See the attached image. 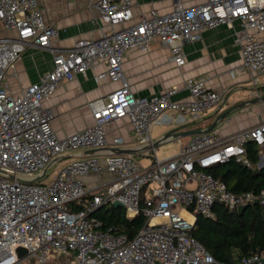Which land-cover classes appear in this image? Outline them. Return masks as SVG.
<instances>
[{"label":"built area","instance_id":"2783aa9c","mask_svg":"<svg viewBox=\"0 0 264 264\" xmlns=\"http://www.w3.org/2000/svg\"><path fill=\"white\" fill-rule=\"evenodd\" d=\"M40 1L0 0V30L9 33L0 35V264L26 259L36 264H220L192 237L195 215L213 218L214 205L229 211L264 205V191L236 194L206 172L229 160L251 170L247 143L256 149L257 168L263 167L264 118L228 138L212 131L192 135L185 144L176 140L177 152L159 159L157 147L174 139L152 141L153 127L196 121L221 106V97L205 88L204 79H196L185 85L188 101L172 100L176 88L136 98L122 71L123 57L128 51L146 52L158 40L168 49L169 61L181 67L184 46L199 42L204 30L229 26L242 55L239 69L252 73L251 95L260 99L256 86L264 77V0H202L191 6L173 0L170 13L153 8L136 22L133 0H89L100 25L110 31L100 27L99 39L78 40L70 50L52 49L57 30L44 22ZM29 45L51 51L52 70L13 96L6 75ZM97 66L104 67L97 82L106 79L120 87L88 104L89 129L59 139L51 127L53 113L44 103L61 82ZM259 104L264 116V100ZM123 118L139 148L147 149L149 165L106 149V127ZM112 142L122 145L120 139ZM58 163L63 164L51 182L39 184ZM104 174L112 178L103 182ZM91 175L99 182L89 189L82 178ZM75 203L81 208L72 212L69 206ZM114 203L122 205L128 219L144 216L143 228L133 238L102 231L93 216ZM18 249L26 252L22 259ZM236 264H264V251Z\"/></svg>","mask_w":264,"mask_h":264},{"label":"crops","instance_id":"0c3cea01","mask_svg":"<svg viewBox=\"0 0 264 264\" xmlns=\"http://www.w3.org/2000/svg\"><path fill=\"white\" fill-rule=\"evenodd\" d=\"M172 2L173 0H133V22L137 21L138 16L148 13L153 8L160 14L170 13ZM201 2L202 0L183 1L185 6ZM39 9L44 22L57 30V36L52 41V49L55 50H70L78 40L99 39L100 27L110 31L109 27L100 25L98 13L89 7V0H41ZM234 29H237V24L234 25ZM8 34L0 30L1 36ZM200 39L199 42L183 47L185 64L181 67L169 61L168 49L161 46L158 40H154L146 52L128 51L123 57L122 71L130 91L136 98H149L176 88L178 93L172 100L188 101L189 94L185 85L189 80L196 79H204L205 88L221 97V106L211 109L210 113H208L210 110L206 111L196 121H190L180 127L163 125L168 127V131H174L176 134L207 130L226 110L257 99L251 95L253 86V89L243 88L244 85L251 84L253 75L249 71L239 69L242 65V55L239 47L234 44L233 29L221 25L204 30ZM52 61L50 50L33 45L26 47L6 75L9 94L19 96L29 85L38 82L41 75L52 70ZM103 70V66H97L94 70H88L84 76H76L71 82H61L54 95L44 103V106L53 113L51 127L59 139L89 129L93 125V119L88 104L94 100L104 99L120 87L119 83H110L106 79L97 82L95 76ZM233 70H237L238 73L232 75ZM256 88L263 97L264 83L259 79ZM263 118L262 108L258 102L230 113L213 131L221 139L228 138L256 126ZM105 131L106 149L116 148L123 155L129 154L137 158L138 162L145 158L150 159L145 155L147 149L139 148L138 143L134 141L132 126L126 118L110 123ZM164 135L151 137V140L157 141ZM190 137L174 138L169 143L178 146L177 141L185 144ZM113 139H120L122 145L114 146ZM111 178V175L104 174L101 180L108 182ZM82 180L89 189L99 182V179L92 175L83 177Z\"/></svg>","mask_w":264,"mask_h":264},{"label":"trees","instance_id":"16d2710c","mask_svg":"<svg viewBox=\"0 0 264 264\" xmlns=\"http://www.w3.org/2000/svg\"><path fill=\"white\" fill-rule=\"evenodd\" d=\"M246 155L252 169L229 160L218 164L206 173L236 194L250 192L259 195L264 191V166L257 168L258 158L252 143L246 144ZM72 212L79 211L81 205L71 204ZM213 218L195 215L192 237L197 240L209 256L220 264H236L240 258L264 251V205L253 204L237 211H229L214 205ZM93 216L100 221L101 230L117 236L133 238L142 228L143 215L134 219L125 217L123 208L107 205L99 208Z\"/></svg>","mask_w":264,"mask_h":264},{"label":"rangeland","instance_id":"374dc122","mask_svg":"<svg viewBox=\"0 0 264 264\" xmlns=\"http://www.w3.org/2000/svg\"><path fill=\"white\" fill-rule=\"evenodd\" d=\"M185 1V0H182ZM200 1V0H199ZM259 80L261 83H264V77H259ZM243 88L246 89H253L252 88V84L248 83L246 85H244ZM264 91V90H263ZM211 110L208 112L210 113ZM168 132V127L160 125L157 127H153L152 131H151V137L152 138H156L157 135H162V134H167ZM157 157L159 159H163V158H167L168 156L174 155L177 150H178V146L172 143H165L162 145H159L157 147ZM150 163V159L145 158L143 160H141V162H139V166H147ZM63 163H58L56 166L52 167L44 176V178L39 182V184H48L49 182H51L53 175L57 172V169L62 165ZM21 264H36V261L33 260H27L23 261Z\"/></svg>","mask_w":264,"mask_h":264},{"label":"water","instance_id":"95a60500","mask_svg":"<svg viewBox=\"0 0 264 264\" xmlns=\"http://www.w3.org/2000/svg\"><path fill=\"white\" fill-rule=\"evenodd\" d=\"M264 100V96L261 97L260 99H256V100H253V101H249V102H245V103H241L239 106H235V107H232L228 110H226L225 112H223L222 115H220L218 118L215 119V121H213L214 123L212 125H210L207 130H204V131H199V132H190V133H182V134H176L174 133V131H170L168 132L167 134H165L163 136V139H166V138H179V137H183V136H191V135H197V134H207V133H210L212 132L216 126L221 123V121H223V119L225 117H227L230 113L236 111V110H239L240 108L242 107H245V106H249V105H254L256 103H258L259 101H262ZM264 166V164H263ZM45 173V171L42 173V176L43 174ZM114 207H118V208H122V205L119 204V203H114L113 204ZM26 255V252L23 250V249H18L17 250V256H18V259H22L24 256Z\"/></svg>","mask_w":264,"mask_h":264}]
</instances>
